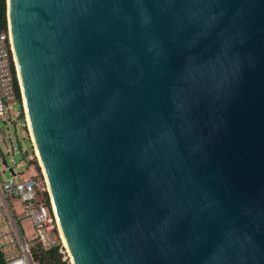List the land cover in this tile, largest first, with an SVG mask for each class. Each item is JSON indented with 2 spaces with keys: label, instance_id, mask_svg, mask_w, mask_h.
Returning <instances> with one entry per match:
<instances>
[{
  "label": "water",
  "instance_id": "obj_1",
  "mask_svg": "<svg viewBox=\"0 0 264 264\" xmlns=\"http://www.w3.org/2000/svg\"><path fill=\"white\" fill-rule=\"evenodd\" d=\"M7 15L72 264H264V0Z\"/></svg>",
  "mask_w": 264,
  "mask_h": 264
},
{
  "label": "built area",
  "instance_id": "obj_2",
  "mask_svg": "<svg viewBox=\"0 0 264 264\" xmlns=\"http://www.w3.org/2000/svg\"><path fill=\"white\" fill-rule=\"evenodd\" d=\"M17 102H20L25 113L24 92L8 21L6 28L0 31V116H10ZM25 120L28 127L26 117ZM41 181L38 175L28 176L23 171L14 172L8 183H3L0 177V248L7 264H36L31 256L34 241L44 248L58 244L60 229L54 205L50 195L49 203L40 195ZM11 197L23 203L24 217L30 218L34 225L35 232L31 238L26 237L16 221ZM64 259H67L65 255Z\"/></svg>",
  "mask_w": 264,
  "mask_h": 264
},
{
  "label": "rangeland",
  "instance_id": "obj_3",
  "mask_svg": "<svg viewBox=\"0 0 264 264\" xmlns=\"http://www.w3.org/2000/svg\"><path fill=\"white\" fill-rule=\"evenodd\" d=\"M25 117L20 102L14 104L10 116L8 114L5 117L0 116V177L3 183H8L14 172L23 171L28 176L36 174L42 177L39 191L47 190L49 194L45 175L36 154L30 129L26 126ZM27 159L37 160V164L33 162V170L26 166ZM36 165L40 168L37 169ZM11 200L15 207L18 225L26 237L31 238L35 232L34 225L30 218L24 217L23 203L14 197H11ZM59 242L62 244L66 258L72 264L69 251L61 235H58Z\"/></svg>",
  "mask_w": 264,
  "mask_h": 264
},
{
  "label": "trees",
  "instance_id": "obj_4",
  "mask_svg": "<svg viewBox=\"0 0 264 264\" xmlns=\"http://www.w3.org/2000/svg\"><path fill=\"white\" fill-rule=\"evenodd\" d=\"M7 23V0H0V31L6 28ZM33 162L37 164L36 159H34ZM36 166L37 169L40 168L39 165ZM39 193L44 200L49 203V194L47 190L39 191ZM61 248L63 249L60 242L52 247L44 248L39 242L34 241L31 245V256L36 264H71L68 259H64L65 254L62 252ZM0 264H7V259L1 248Z\"/></svg>",
  "mask_w": 264,
  "mask_h": 264
},
{
  "label": "bare ground",
  "instance_id": "obj_5",
  "mask_svg": "<svg viewBox=\"0 0 264 264\" xmlns=\"http://www.w3.org/2000/svg\"><path fill=\"white\" fill-rule=\"evenodd\" d=\"M24 109H25V113H26V118H27V122H28V127H29V129H30V134H31V136H32L33 143H34V146H35L36 154H37V156H38L39 162H40V164H41V166H42V169H43V172H44V175H45V180H46V184H47V189H48V191L50 192V187H49L48 179H47V176H46V173H45L44 167H43V165H42L41 159H40V157H39V154H38V151H37V148H36V144H35V141H34V137H33V134H32V130H31V127H30V122H29L28 113H27V109H26L25 98H24ZM50 195H51V192H50ZM54 210H55V215H56L57 222H58L59 229H60V235H61V237L63 238V242H64L65 246L67 247V249H68V251H69L68 242H67V240H66V238H65V236H64V233H63V231H62V228H61V225H60V222H59V219H58L57 213H56L55 205H54ZM71 261H73L72 258H71Z\"/></svg>",
  "mask_w": 264,
  "mask_h": 264
},
{
  "label": "crops",
  "instance_id": "obj_6",
  "mask_svg": "<svg viewBox=\"0 0 264 264\" xmlns=\"http://www.w3.org/2000/svg\"><path fill=\"white\" fill-rule=\"evenodd\" d=\"M25 163H26V166H28L29 167V169H31V170H33V160H30V159H27L26 161H25Z\"/></svg>",
  "mask_w": 264,
  "mask_h": 264
}]
</instances>
